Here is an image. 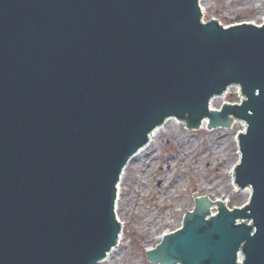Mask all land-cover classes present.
Segmentation results:
<instances>
[{"label":"water","instance_id":"1","mask_svg":"<svg viewBox=\"0 0 264 264\" xmlns=\"http://www.w3.org/2000/svg\"><path fill=\"white\" fill-rule=\"evenodd\" d=\"M172 118L244 121L233 179L252 195L197 200L147 260L264 264V23H204L200 0H0V264L105 260L121 175Z\"/></svg>","mask_w":264,"mask_h":264},{"label":"rangeland","instance_id":"2","mask_svg":"<svg viewBox=\"0 0 264 264\" xmlns=\"http://www.w3.org/2000/svg\"><path fill=\"white\" fill-rule=\"evenodd\" d=\"M200 4L205 22L215 19L223 26L264 22V0H200ZM224 102H241L237 90L218 97L213 108L220 109ZM207 127L192 130L177 119L166 122L159 140L129 164L116 204L123 229L120 243L108 260L98 264H159L147 260L148 250L182 226L197 200H223L232 209L248 203L251 195L234 186L231 175L240 160L238 133L246 130V123Z\"/></svg>","mask_w":264,"mask_h":264},{"label":"bare ground","instance_id":"3","mask_svg":"<svg viewBox=\"0 0 264 264\" xmlns=\"http://www.w3.org/2000/svg\"><path fill=\"white\" fill-rule=\"evenodd\" d=\"M200 6H201V4H200ZM202 9V8H201ZM203 12V11H202ZM204 13V12H203ZM217 98H215L213 101H212V105H211V111H214V110H216V109H214L213 108V102L216 100ZM174 120H176V119H169V120H167V122H171V121H174ZM209 121H210V119L208 118V119H205L204 121H203V123H202V127L203 126H206V125H208V123H209ZM179 123V122H178ZM161 130H162V126L161 127H158L155 131H153L152 132V134L150 135V140H149V143L147 144V146H145L144 148H142L138 153H137V155H135V157L128 163V165L126 166V168L124 169V171H123V173H122V176H121V179H120V183H119V194H120V192L121 191H123V186H124V183H126L125 181H126V179H127V176H128V174H129V171H128V166H129V164H131V162H133L134 160H135V158H137V157H140L144 152H146L148 149H151L150 147L153 145V142L154 141H158L159 140V134H160V132H161ZM236 144L238 145V141L236 140ZM239 149V148H238ZM238 149H237V151H238ZM239 152V151H238ZM238 155H240V153H238ZM240 157V156H239ZM233 171H234V168H233V170H232V172H231V175H232V183H233V185L234 186H236L235 185V183H234V179H233ZM246 191L248 192V194L249 195H251V193H252V190H251V188H248V189H246ZM120 196H119V201H120ZM200 200V199H199ZM118 201V202H119ZM218 202H220V203H222L223 205H228L226 202H224L223 200H217V201H215V203H218ZM213 203V202H212ZM210 211L211 210H214L215 211V213H209V216H208V218H212V217H214V216H216V214H217V212L219 211V208L218 207H216V206H212V207H210V209H209ZM212 212V211H211ZM120 243V242H119ZM119 245V244H118ZM115 249V248H114ZM113 249V250H114ZM111 251L110 253H109V255H108V257H110L116 250H114V251ZM107 257V258H108ZM106 258V260H108Z\"/></svg>","mask_w":264,"mask_h":264}]
</instances>
